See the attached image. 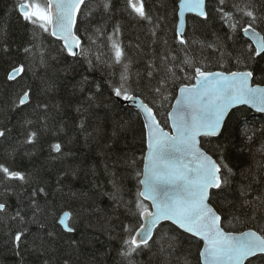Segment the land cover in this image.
<instances>
[{
    "label": "trees",
    "instance_id": "trees-1",
    "mask_svg": "<svg viewBox=\"0 0 264 264\" xmlns=\"http://www.w3.org/2000/svg\"><path fill=\"white\" fill-rule=\"evenodd\" d=\"M18 2L0 0V129L10 130L7 139L0 138V163H7L13 170L21 172L29 182H15L7 193L0 187V202L7 201L10 213L22 206L23 215L29 223H0V264H21L20 257L14 253L11 237L22 227L32 236L39 234L44 238L52 264H64V261L68 264H126L119 254L121 239L125 236L123 227L130 220L135 223V218L124 204L135 199L140 187L136 172L142 170L146 150L140 115L115 99L110 84L119 80V68L113 77L103 65L89 69L82 59L73 62L74 58L67 57L66 53L58 56L59 41L48 48L51 56L57 59L50 60L48 67H33L23 52L24 47L30 46L32 26L19 16ZM143 2L154 19L161 18L163 30L158 34L171 38L178 21L173 12L178 0ZM253 2L264 12V0ZM233 3H242V0H226L225 10L234 12ZM112 4L114 11L107 21V31L111 32L117 23L120 25L119 39L132 61L129 82L141 98L150 102L152 97L145 88L147 79L141 77L153 48L159 51V46L150 47V25L129 16L124 11L125 0H112ZM216 6V0H207V21L187 16L185 35L189 40L205 43L217 41V38L226 40L228 29L222 26L214 10ZM93 16L92 25H95L100 22L101 12L97 11ZM92 25H89V31ZM80 35L84 36L83 31ZM52 39L44 34L45 47ZM242 39L240 34L235 45L226 40L232 56L240 54ZM84 43L87 44V40ZM193 47L199 50L200 44ZM206 54L212 57L210 70H238L234 59H225L221 68L215 59L217 53L208 49ZM20 63L28 67L23 83L31 87L32 104L24 111H12L9 108L10 91L5 88L6 74ZM262 69L264 63L258 62L253 66L256 76ZM43 81H47L48 87ZM255 83L262 81L256 79ZM170 108V104L166 105L168 111ZM156 110L164 112V109ZM158 119L163 121L164 115L161 114ZM25 121H31V124ZM25 128L38 132L34 143H23ZM245 133L253 136L251 142L246 139ZM207 139H201L203 150L214 159H223L233 170L228 188L211 202L214 208L223 212V226L234 233L264 227V152L258 151L264 145V115L246 108L236 109L227 117L223 135L210 138L211 143L204 142ZM217 142L222 146V157L216 150ZM54 143H60L66 155L56 158L58 154L50 151V145ZM14 148L16 151L12 159L7 154ZM133 160L136 163L130 167ZM113 182L118 191L114 189ZM243 186H248L246 198L239 193ZM40 187L44 188V193L35 197L40 210L36 212V221L32 222L34 209L29 206V197ZM114 193L117 199H113ZM119 197L123 198L122 201ZM225 201L234 203L236 207H220ZM64 212L70 214L68 224L75 228L74 232L65 231L59 225L58 218ZM233 215L238 219L233 220ZM253 215L255 220L249 218ZM41 224L45 227L42 228ZM171 228L181 233L173 225ZM49 230H53L55 236L49 237ZM165 232H168L167 228ZM154 238L158 243L162 239L155 234ZM193 240L195 238L183 233L177 237V247L171 255L161 254L154 247L152 252L146 250L135 260L137 264H183L187 258L191 264H196L198 251ZM31 242V238L25 242L23 264H43L45 257L29 249Z\"/></svg>",
    "mask_w": 264,
    "mask_h": 264
},
{
    "label": "snow or ice",
    "instance_id": "snow-or-ice-1",
    "mask_svg": "<svg viewBox=\"0 0 264 264\" xmlns=\"http://www.w3.org/2000/svg\"><path fill=\"white\" fill-rule=\"evenodd\" d=\"M216 3L214 10L222 26L228 29L226 40L235 45L242 34L238 56H232L226 40L217 38V41L205 43L186 37L187 13L203 21L209 19L206 0H178L173 9L178 21L171 38L158 34L163 30L161 18L154 19L146 10L143 0H125L124 11L150 25V47L159 46V51L153 48L144 76L141 77L147 79L145 88L152 97L150 102L141 98L129 82L132 61L119 39L120 25L117 23L111 32L107 31V21L114 11L112 0H19L17 4L19 16L32 26L30 46L24 47L23 52L33 67L50 66V60L57 57L51 56L48 48L59 41L58 56L66 53L67 57L74 58L73 62L82 59L89 69L103 65L113 77L119 68V80L110 84L112 92L116 97L135 104L143 115L146 154L142 170L136 172L140 187L135 199L124 204L135 218V223L130 220L123 227L125 236L121 239L119 254L126 264H137L135 257L146 250L152 252L154 247L161 254L171 255L177 247V237L183 233L196 238L193 240L198 251L196 264H264V227L234 233L223 226V212L212 206V200L228 188L233 170L223 159H214L202 150L200 139L209 138L204 142L211 143L210 138L222 136L226 118L233 109L240 110L239 106L246 105L264 113V69L259 76L253 71L256 63H264V12L257 8L253 0L233 3L234 12L225 10L226 0H216ZM97 11L101 12L100 22L92 25L95 19L93 13ZM89 25H92L91 31ZM44 34L53 38L48 42V47H45ZM195 44H200L199 50L193 47ZM208 49L218 54L215 59L221 68L225 59L232 58L238 70H210L212 57L206 54ZM4 50L7 51V48ZM27 71V65L20 63L6 74L5 88L10 91L9 108L12 111H24L32 104L31 87L23 83ZM256 79L262 83H255ZM43 83L48 87L47 81ZM169 104L170 111L166 109ZM37 107L41 105L37 104ZM43 107L47 108V105ZM156 109H164V112ZM161 114L164 115L163 121L158 119ZM25 123L30 125L31 121ZM81 127H84L83 123ZM166 127L168 130H165ZM9 131L7 128L0 129V138L7 139ZM23 135V143L32 144L38 132L25 128ZM245 136L249 142L252 141V135L245 133ZM215 147L222 157V146L217 142ZM15 151L14 148L7 154L8 157L14 159ZM50 151L58 154L56 158L66 155L60 143L51 144ZM258 151L264 152V145ZM135 163L133 160L130 167ZM15 182L28 183L29 180L7 163H0V187L7 193ZM113 186L119 190L115 182ZM40 193H44V188L35 189L29 197V206L34 209L32 222L36 221V212L40 210L35 200ZM239 193L246 198L248 186L241 187ZM113 199H117L115 193ZM119 199L122 201L123 198ZM223 206L236 207L227 201L220 205ZM23 212L21 206L10 213L7 201H2L0 223L13 221L26 225L29 221ZM69 216L68 212H64L58 218V223L65 231L74 232L75 228L67 223ZM249 218L256 219L254 215ZM232 219L238 217L233 215ZM171 225L182 232L177 233ZM41 227L45 226L41 224ZM165 228L168 229L167 233ZM55 234L53 230L47 233L49 237ZM154 234L162 238L159 243ZM30 238L29 249L45 257L43 264H52L44 238L39 234L32 236L23 227L11 237L14 253L20 257L21 264L25 242ZM64 264L68 262L64 261ZM183 264L191 262L185 258Z\"/></svg>",
    "mask_w": 264,
    "mask_h": 264
},
{
    "label": "water",
    "instance_id": "water-1",
    "mask_svg": "<svg viewBox=\"0 0 264 264\" xmlns=\"http://www.w3.org/2000/svg\"><path fill=\"white\" fill-rule=\"evenodd\" d=\"M206 2H207V0H206ZM188 15H193L194 16V14H191V13H187L186 14V16H185V27H186V18H187V16ZM177 19H178V17H177ZM115 99L117 100V102L120 104V105H122V106H124V107H127V108H130V109H132V110H134V111H136L139 115H140V118H141V121H142V124H143V127H144V118H143V115H142V113H140V110L136 107V105L135 104H133V103H131V102H129V101H125L123 98H121V97H116L115 96ZM173 103H174V101H173ZM239 108H246V109H249V110H251L252 112H254V113H256V114H261V115H264V113H260V112H257L255 109H251V108H249L248 106H246V105H244V106H239ZM171 110V109H170ZM169 110V111H170ZM234 110H236V109H233L232 111H234ZM231 111V112H232ZM230 112V113H231ZM229 113V114H230ZM227 119V118H226ZM165 130H168V129H165ZM144 133H145V136H146V129H144ZM201 138H204V137H201ZM200 138V139H201ZM145 146H146V142H145ZM202 150H203V148H202ZM145 154H146V150H145ZM144 154V155H145ZM142 168H143V165H142ZM142 178V177H141ZM214 191V190H213ZM67 223H68V221H67ZM166 223H169V222H166ZM174 227H176L175 225H173ZM62 228H63V226H61ZM64 229V228H63ZM181 232H182V230H180ZM186 234V233H185ZM187 235H189L190 236V234H187ZM194 238V237H193ZM196 239V238H195Z\"/></svg>",
    "mask_w": 264,
    "mask_h": 264
}]
</instances>
